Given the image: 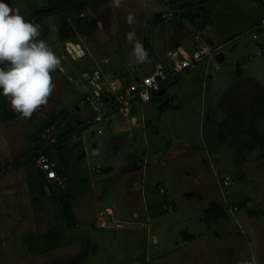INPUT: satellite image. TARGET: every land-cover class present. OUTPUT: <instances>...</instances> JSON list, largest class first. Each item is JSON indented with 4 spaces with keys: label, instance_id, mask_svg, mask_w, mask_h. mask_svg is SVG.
Instances as JSON below:
<instances>
[{
    "label": "rangeland",
    "instance_id": "obj_1",
    "mask_svg": "<svg viewBox=\"0 0 264 264\" xmlns=\"http://www.w3.org/2000/svg\"><path fill=\"white\" fill-rule=\"evenodd\" d=\"M76 1L79 2L80 0ZM121 1L124 5L123 8L130 4L126 0ZM258 1L253 0L246 5L248 12L242 19L243 21H240L242 26H248L253 21L255 25H260L259 20L262 18L264 6ZM5 2L10 3L12 7L19 8L25 18L31 20V23L39 24L40 39L47 43L49 40L51 45H57L56 47L59 49L62 43L84 39L92 43L94 51L109 52L108 54L116 58L113 49L118 47L119 42L120 46L124 44V33L117 35V32L111 30L112 32L107 34L102 30L94 36L95 38H90L92 34H84L82 31L87 27V21L96 19L89 9L56 15L52 13V7H50L51 10H48L47 0H5ZM92 3L96 7L99 1L92 0ZM94 5H90L92 10L95 9ZM41 12L46 14L41 15ZM61 27L64 31L63 36H68L66 40L60 37ZM262 28L264 29L263 26ZM72 32L75 33L74 36H71ZM97 41L98 44L95 43ZM109 41H111L110 44L106 46L100 44ZM143 42L145 43L144 40ZM127 44H129L131 51L132 44L128 41ZM115 52L121 54V48L115 49ZM56 55L59 57L57 52ZM117 56L119 57V55ZM232 61L233 59L229 62ZM62 64L65 65V76H67V73L70 72L68 68L76 70L90 68L92 62L88 57H81L78 60H64ZM231 64L227 63L228 67L225 72L233 74L234 69L229 70ZM258 64H261L260 61ZM247 69L249 75L245 80L234 85L227 82L224 88V83L227 80L225 76L228 75L222 73V76L216 78V82L222 85V88L217 91L218 96L227 93L228 101L234 100L232 105H226L224 102L223 108L233 112L230 114H235V112L238 114L249 112L251 114L252 110L255 114L258 113L256 105L253 108V106L248 105V101L255 94L260 95L262 92L257 80L261 82L263 76L259 77V75L254 74V77L251 74V66H247ZM107 70H111V68ZM259 70L258 72L263 73L264 65H261ZM182 71L184 72V70ZM52 76L55 85L61 84L64 78L60 71L52 73ZM83 80L81 82L86 88L81 92L84 95L91 89ZM168 83H166L167 90L170 88ZM194 87L196 90H201L202 81H199ZM67 88L68 86L60 90L54 89L49 99L52 100L55 95L57 97L60 95V99L56 98L54 102H60L59 104L70 110L69 114L73 115L75 114L74 106L81 97V92H78L77 87L75 88L76 91ZM181 88L183 86L179 87V89ZM167 97L168 95L165 96V98ZM156 98L157 96L153 102L150 101L149 107V102L147 104L142 103V105L147 111L152 109L151 115L157 120L159 118L154 117V114L158 115V107L161 101ZM49 99L48 103L41 106L30 118L20 116L14 120L0 122V264H41L37 263L36 259L42 264H150V260L157 258L158 255L156 257L151 256L148 249L151 242L148 244L146 240L148 232L144 233L140 226L142 222H146L150 226L149 205L143 200L141 193L123 190L125 184L131 183L134 187V180L129 181V179L119 175L124 167V171H126L127 166L125 164L129 163L128 159H124L126 154L123 153V158L120 151L113 149L111 145L112 136L109 130L98 132V129L103 125L95 128L92 136L84 142L74 144L68 140L65 147H60L62 150L60 152L61 141L58 139L52 143L51 139L55 132L58 135L62 133L60 129L67 115L65 110L62 111L61 106H52L53 104L49 102ZM136 103L141 104L140 101H134L132 107ZM140 104L136 105L138 111ZM216 104L218 105L210 98L207 99L206 104H202L207 110L217 111L208 113L212 118L210 122L199 127L195 121H189V127H185V132L188 131V134L192 135V139H194L193 137L198 139L200 145L197 142L195 145L197 149L201 148L200 152L197 149L191 151V156L176 160L174 164L167 166L166 171L168 174L173 172L176 178L179 176L188 181L191 180L190 183L186 182L191 188L188 187V192L197 186L198 189L196 190L198 191H200L199 188H202L201 195H207L212 201L218 203L221 200L222 206L211 210L210 220L213 219V214L219 213V209H221L223 215L220 217L221 221L215 230L217 229L216 232L222 234L224 245L238 244V264H264V214L251 215L255 211L264 210V122L260 120V124L256 123L254 127H238V129L224 122L220 125L221 116ZM1 109H11L8 99L5 97ZM243 109H247L248 112ZM140 113L139 111L138 114L140 115ZM120 119L123 126L128 125V118ZM164 146L165 144L159 148ZM43 147L44 149L45 147L53 149L47 151L56 170L59 169L56 166L63 163L65 168H60L62 170L59 169L60 173L58 172L63 178L62 183L51 181L37 167L34 156ZM145 155L144 150L143 154L140 155L141 160L139 162H145L143 159ZM186 163L193 167L189 171V176L186 175L189 169L187 171L184 169V167L190 168ZM108 164L114 165L108 166ZM71 165H73L71 169L72 180H70L68 171L65 172L64 170L70 169ZM66 173L68 178L65 176ZM156 173L158 175H154L151 188L155 189L160 195L159 199H162L161 197L165 198L167 192L166 178L162 176L160 179L159 170H155ZM227 175L231 176L228 184L225 183L224 179ZM89 182L101 189V195H103L100 197L104 196L103 199L97 201L91 192L86 194V187L89 186ZM39 184H41L40 192L37 191ZM72 196L74 197L72 198ZM145 196H149V193L147 192ZM173 196H175L174 200L179 199L178 212L188 214L187 207L191 204L189 201L193 200L191 194L188 193L187 196L186 194L176 195L175 193ZM195 198L197 197L195 196ZM72 200L73 207L76 210L78 207L79 209L84 208L85 214H88L86 220L91 221L90 233L86 237L82 236L76 218L70 223L65 217L63 204L65 201L72 203ZM106 206L112 207L115 213L113 218L119 222L120 226L115 225L113 218L111 221L107 218L111 227L106 228V230L95 225L93 212L104 209ZM235 206L239 207L238 210L234 209ZM177 215L178 213L176 215L167 214L168 218L163 226L165 233L171 237H177L173 240L174 242L180 239L178 229L183 228L179 225L181 223L176 220ZM212 223L210 224L213 225ZM147 224L145 226H148ZM175 228L177 229L174 230ZM76 241L81 242L79 247H86L85 255L78 256L76 255L78 252L76 254L65 253L68 245ZM39 243L49 245L53 249L52 254H44L40 250ZM210 248L212 247L210 246ZM61 250L62 254L59 252ZM188 252L189 250L184 249L182 252H173L170 257L163 256L160 264H185L189 260ZM195 256L199 258L195 253L192 260ZM210 257L213 259L214 255L209 254L206 258ZM233 259L236 260L235 255ZM235 260L233 264H235Z\"/></svg>",
    "mask_w": 264,
    "mask_h": 264
},
{
    "label": "crops",
    "instance_id": "obj_2",
    "mask_svg": "<svg viewBox=\"0 0 264 264\" xmlns=\"http://www.w3.org/2000/svg\"><path fill=\"white\" fill-rule=\"evenodd\" d=\"M98 1L99 3L95 7L92 0H88V9L91 11L92 15H95L94 17L98 22V29L92 33L90 38H95L94 36L102 30L107 34L112 31L117 32V35H119V33H124L125 38L123 39V46H120L119 42L117 44L118 47L115 48H121V54L116 53L115 49H113V54L116 55V58L114 56L113 58L111 54H108L109 52L101 53L99 51H94L92 49V43L84 39H78L76 42L68 43H62L59 39L62 43L60 49L56 47L57 45H51L48 40V44H50L54 52H57L61 58V67L63 71H60V73L64 77L61 84H56L54 89L60 90L68 86V88L75 91L77 87L78 92H81L86 88L84 83L81 82V80L84 79L82 73L84 71L98 69L103 74V91L107 94H114L115 89L118 91L129 82L148 75L159 65L172 67L174 63H177L179 59L184 56V54L190 53L199 45H206L217 54L214 58H205L195 67L186 69V71H182L183 73H178L168 83L170 90H167L166 84L162 87L161 91L152 99L153 102L157 96L156 99L161 101L158 107V115L154 114V117L159 118L157 120L151 115L152 109L147 111L142 103H136L132 107L130 116L114 112L108 117H100L90 107L82 103V99L86 92L84 95L82 92L80 93L81 97L76 101L77 103L74 106L75 114L70 115V110L61 106V104H59L60 102H54L56 98L60 99L61 97L60 95L57 97V95L54 94L55 97L52 98V100L49 99V102H51L54 107L58 105L61 106L62 111H66L67 118L60 129L62 133L59 135L57 132L52 134V143L59 139L61 141L59 150L62 152L60 147H65L68 140H71L74 144L84 142L92 136L94 129L98 128L100 125H103V127L99 128L98 132L109 130L112 136L111 145L113 149L120 151L123 158L126 154L124 159L129 160V163L125 164V166H127L125 169L126 171H124V167L121 170L124 172H120L119 175L122 176V178L129 179V181L134 180V187L131 183L125 184L123 190L125 192L141 193V195H143V200L149 205L148 215L151 219L150 226L146 222H142L140 226L143 228L142 231H144V233L148 232L146 240L148 244L151 242L150 246H148L151 256L156 257L158 255L157 258L150 260V264H160L163 256L170 257L173 252H182L184 249L189 250V260L185 264H233L235 260L233 259L234 255L236 256L235 264H238V244L233 243L231 246L224 245L222 234L217 233V229L215 230L221 221V210L219 214H215L210 221H208L206 215V210L210 205L219 204L218 206H222L220 204L221 200H219L218 203L212 201L207 195H201L200 191H202V188H199L200 191H198L196 190L198 189L197 186L195 189L191 190L193 193L192 195L191 191L188 192L190 188L189 185L186 184L188 180L180 178L179 176L176 178L173 172L168 174L166 169L168 165L174 164L176 160L188 158L192 155L191 151L197 149L195 142L198 143V139L195 137L192 139V135L190 136L188 131L187 133L185 132V127H189V121H195L199 127L211 121L212 118L208 113L210 111H217L207 110L202 105L203 103L206 104L208 98L218 103V105L216 104V106H218L216 108L219 110L221 116V119L218 117L220 119V125L224 122L238 129V127H254L260 120L264 122V72H258L260 71L259 67L264 65V29L262 27L256 29L257 25H255L254 21L248 24V26H242L240 22L248 12V7H246V5L253 0H126V2L130 4H127L124 8L121 0L119 6H114V0ZM259 1L264 6V1ZM91 4L94 5V10L91 9ZM48 10H51V8H48ZM261 16L262 18L264 17V10ZM261 20L259 21L261 22ZM129 32H135L136 38H139L138 40L140 42L144 43L143 40L145 41L143 46L148 53L147 61L143 63L136 62L135 57L132 55V50H129V44H127L126 41ZM255 32L257 33L256 37L254 36ZM98 41L101 40L98 39ZM98 41L95 43L98 44ZM110 42L111 41L100 44L101 46H106L110 44ZM117 55H119V57ZM81 57H88L92 62L91 67L82 70L68 68L70 72L65 76L66 68L65 65L62 64L64 60H78ZM231 59H233V61L229 62ZM258 61H260L261 64H258ZM227 63H232L229 70L234 69L233 74H231V72H225L228 67ZM247 66H251V74L253 76L254 74L259 75V77L263 76L261 82L255 78L257 82L260 83L259 85L262 92L260 95L255 94L248 101L249 106H253L254 108L256 105L258 113L255 114L254 110H252L250 114L247 109H243L248 113L243 112L238 114L235 112V114H230L233 112L223 107L225 104L232 105L234 100L231 99L228 101L226 97L227 93L220 97L218 96L219 93L217 91L222 88V85L216 82V78L222 76L224 73L228 75L225 76L227 80L223 88L227 82L231 85L240 83L249 75ZM108 68H111V70H107ZM199 81H202L203 87L201 90H196L194 85ZM112 83L115 85V89L111 88L110 85ZM180 86H183V88L179 89ZM166 95H168L167 98H165ZM111 102L112 101L108 100L107 103ZM137 104H140V115L136 107ZM150 104L151 102H149L148 107ZM120 118H128V125L123 126V122L121 123ZM163 144H165V146L159 148ZM198 145H200V143H198ZM45 149L49 150L50 147H45ZM52 150L51 148L50 151ZM144 150L146 155L143 159L145 162L141 163L139 162V160H141L140 155L143 154ZM197 150L200 152L201 148L199 147ZM83 151L86 152V150ZM186 164L188 165V163ZM113 165L114 164H108V166ZM188 166L190 168L183 167L186 171L189 169L186 174L189 176V171L190 169L192 170L193 167L191 165ZM56 167L59 169L65 168L63 163H61V165L58 164ZM72 167L73 165H71L68 170L64 169L65 172L68 171L70 180H72ZM59 169L57 170L60 173ZM155 170L160 171V179L162 176L166 178V199L164 197L159 199L160 195L158 192L151 188V181L154 179V175H158V173L155 174ZM65 176L67 177V173ZM180 179L185 180V183ZM190 181L191 180L188 182L190 183ZM40 187L41 184L38 185V192L41 191ZM160 191L164 192L162 190ZM89 192L93 194V198L97 201L104 197H100L102 192L101 189L99 187L97 188V185H93L91 182H89V186L87 185L86 187V194H89ZM147 192L149 196L146 197L145 195ZM175 193L176 195L181 193L187 196L188 193L191 194L193 200L189 201L191 204L187 207L189 210L188 214L178 212L179 199L174 200L175 196H173V194ZM195 196L197 198H195ZM73 197L74 196H72V198ZM71 207L74 218L78 220V226L81 228V234L86 237L87 234L89 235L90 233L89 228L91 223V221H87L88 219L86 220L88 214H85L86 211L84 208L79 209L78 207L76 210V208L73 207V200ZM106 208L112 209V207L106 206L104 209L95 210L93 212L95 225L103 230L109 227H101L99 225L98 214ZM112 211L113 215L106 216V219L109 218L110 221L113 216H115L113 209ZM177 213L176 220L178 223H181L179 225L183 228L178 229V236L180 239L174 242L173 240L177 237H171L165 233L163 226L167 221V214L176 215ZM113 220H115V218H113ZM145 224L148 226H145ZM150 227L151 229H149ZM176 229L177 228L174 230ZM207 244L209 245L207 246ZM46 245L40 244V250L44 252V254H52L53 249L49 247V245ZM79 246H81L80 241L71 243L68 245L67 249H65V253L71 252L70 254H76L78 252V254H76L78 256L85 255L86 247ZM210 246L212 248H210ZM76 247H78V249H75ZM59 252L62 254V250ZM195 253L199 258L195 256L192 260V256ZM209 254H213L214 258L211 259L210 257L207 259L206 257ZM36 260L37 263L42 264L41 261L38 259ZM72 260L75 263L74 259Z\"/></svg>",
    "mask_w": 264,
    "mask_h": 264
},
{
    "label": "clouds",
    "instance_id": "obj_3",
    "mask_svg": "<svg viewBox=\"0 0 264 264\" xmlns=\"http://www.w3.org/2000/svg\"><path fill=\"white\" fill-rule=\"evenodd\" d=\"M120 0H114L119 6ZM40 25L29 22L19 8L0 0V96L8 99L12 111L30 118L48 103L55 84L52 73L63 71L61 58L40 39ZM137 63L148 60L135 32L127 34Z\"/></svg>",
    "mask_w": 264,
    "mask_h": 264
},
{
    "label": "built area",
    "instance_id": "obj_4",
    "mask_svg": "<svg viewBox=\"0 0 264 264\" xmlns=\"http://www.w3.org/2000/svg\"><path fill=\"white\" fill-rule=\"evenodd\" d=\"M262 26L264 27V17L260 25H257L256 29ZM254 36H257L256 32ZM216 54L217 53L210 47L199 45L190 53L184 54V56L180 58L177 63H174L172 67L159 65L153 72L140 79L129 82L118 91L112 83L110 86L115 89L114 94H107L103 91V74L100 70L94 69L91 71H84L82 76L87 81V85L91 90L85 94L82 103L90 107L100 117L110 116L114 112L130 116L134 101H140L141 103L152 101L154 96L161 91L163 85L169 82L179 72L195 67L205 58H214ZM108 100L112 102L107 103ZM36 156L37 167L46 177L50 180L62 183L63 178L53 167L49 157L41 152H38ZM224 179L225 183L228 184L231 180V176L227 175ZM234 209L238 210V207H234ZM107 215H113L112 209L106 208L104 211L99 212L98 219L101 227H111V224L106 219ZM114 221L116 226H120L119 222H116V220Z\"/></svg>",
    "mask_w": 264,
    "mask_h": 264
},
{
    "label": "trees",
    "instance_id": "obj_5",
    "mask_svg": "<svg viewBox=\"0 0 264 264\" xmlns=\"http://www.w3.org/2000/svg\"><path fill=\"white\" fill-rule=\"evenodd\" d=\"M47 1H48V8L52 7L53 8L52 13H54L56 15H63L65 13H72V12H80V11H85L86 9H88V0H80L79 2L76 1V0H47ZM40 14L41 15H45L46 13L41 12ZM87 24H88L87 27L82 31L86 35H90V34L94 33L98 29V22H97L96 19L88 20ZM63 32H64L63 28L61 27V29H60V37L64 38V40L68 39V36L67 37L63 36ZM74 35H75V33L72 32L71 36H74ZM3 101H4V97L0 96V122L10 121V120H14V119H17L18 117H20V115L18 113H15L14 111H12V109L2 110L1 108H2ZM68 136H70V135H68ZM47 150L48 149L42 148L38 152L44 153L51 160V157L48 155L49 153H48ZM36 154L34 156L35 157V163H36V157H37ZM219 207L220 206H218V205H210L208 207V209L206 210V215L208 217V221H210V212H211V210L213 208H219ZM235 207H237V206H235ZM219 210H221V209H219ZM63 211H64V214H65V217L71 223L75 218H74L73 212L71 210V202L70 201H65L64 202ZM215 214H219V213H214L213 215H215ZM220 214L223 215V212H221ZM257 214H264V210L255 211L251 215L255 216Z\"/></svg>",
    "mask_w": 264,
    "mask_h": 264
},
{
    "label": "water",
    "instance_id": "obj_6",
    "mask_svg": "<svg viewBox=\"0 0 264 264\" xmlns=\"http://www.w3.org/2000/svg\"><path fill=\"white\" fill-rule=\"evenodd\" d=\"M28 21L30 22L31 20H30V19H28Z\"/></svg>",
    "mask_w": 264,
    "mask_h": 264
}]
</instances>
